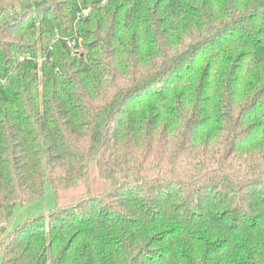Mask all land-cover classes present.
Masks as SVG:
<instances>
[{"label":"trees","instance_id":"16d2710c","mask_svg":"<svg viewBox=\"0 0 264 264\" xmlns=\"http://www.w3.org/2000/svg\"><path fill=\"white\" fill-rule=\"evenodd\" d=\"M0 264H264V0H0Z\"/></svg>","mask_w":264,"mask_h":264},{"label":"rangeland","instance_id":"374dc122","mask_svg":"<svg viewBox=\"0 0 264 264\" xmlns=\"http://www.w3.org/2000/svg\"><path fill=\"white\" fill-rule=\"evenodd\" d=\"M54 190L50 186L45 187L43 197L38 200L27 202L16 207L7 227V232L14 231L18 226L26 221H30L41 215H48L55 206Z\"/></svg>","mask_w":264,"mask_h":264}]
</instances>
